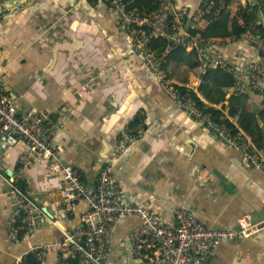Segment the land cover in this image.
<instances>
[{"label":"crops","instance_id":"obj_1","mask_svg":"<svg viewBox=\"0 0 264 264\" xmlns=\"http://www.w3.org/2000/svg\"><path fill=\"white\" fill-rule=\"evenodd\" d=\"M173 2L189 12L198 6L191 21L196 17L199 26L207 25L201 19L205 0ZM248 6L264 28V0H233L230 12L237 16L239 8ZM181 53L179 48L167 53L168 74L177 84L197 89L203 66L188 57L179 61ZM209 55L244 71L249 63H264V34L246 40L228 31ZM221 70L220 83L232 84L231 72ZM0 76L20 113L33 109L52 117L60 162L80 171L91 189L108 164L126 203L155 211L171 224L181 208L216 229L237 228L244 216L252 223L264 221V174L245 165L242 151L218 140L162 90L103 0H6L0 6ZM231 87L224 101L212 106L237 127L251 150L264 155V99L249 93L231 104ZM128 127L142 138L117 158L119 137ZM27 151L28 144L20 140L0 144V264H14L23 252L60 240L62 230L77 232L88 211L83 200L72 215L65 211L68 185L62 173L34 162L24 170V184L43 216L29 237L12 241L13 194L5 178ZM138 225V217L127 216L112 227L110 264H144L128 244ZM57 259L50 252L44 264ZM210 264H264V229L219 243Z\"/></svg>","mask_w":264,"mask_h":264},{"label":"built area","instance_id":"obj_2","mask_svg":"<svg viewBox=\"0 0 264 264\" xmlns=\"http://www.w3.org/2000/svg\"><path fill=\"white\" fill-rule=\"evenodd\" d=\"M5 1L0 0V6ZM91 1L96 3L99 0ZM103 1L115 11L120 31L127 35L133 52L143 59L162 90L218 140L242 151L245 165L264 174V155L251 150L239 131L228 128L201 109L189 91L183 92L181 88H187L199 95V86L193 89L188 84L174 82L164 69V59L156 56L151 44L162 38L169 42L167 53L180 47L188 51L196 49L203 67L211 66L231 72V89L237 95L257 93L264 99V63H249L243 71L212 58L209 52L218 39L206 40L196 30L198 18L194 17L188 24V10L176 9L173 0H153L154 8L151 11L134 10L126 0ZM242 13L243 8H239L238 15ZM241 25L244 26V22ZM238 35L251 40L258 34L246 28ZM56 130L57 124L46 113L33 109L20 113L15 100L6 93L5 82L0 76V144L19 140L28 144L27 153L19 155L18 168L13 177L5 178L13 194L12 216L8 224L10 239L20 242L29 237L36 229L37 218L43 216L42 207L31 198L24 184V170L34 162H46L50 170L62 173L68 185L62 199L65 211L71 215L75 213L79 200L88 204V211L82 214L81 227L77 232L72 234L66 229L62 230L60 240L23 252L15 257L14 264H44L50 252L58 254L54 264H110L112 227L127 216L140 219V225L128 237V244L134 258L144 264H210L219 243L249 238L264 229V221L252 223L246 216L239 219L237 228H210L186 208L175 212V223L171 224L155 211L126 203L123 190L113 179L112 166L108 164L100 171L97 183L91 189L80 171L60 162L53 144ZM141 138V134L125 128L118 140L117 158L129 152Z\"/></svg>","mask_w":264,"mask_h":264},{"label":"trees","instance_id":"obj_3","mask_svg":"<svg viewBox=\"0 0 264 264\" xmlns=\"http://www.w3.org/2000/svg\"><path fill=\"white\" fill-rule=\"evenodd\" d=\"M130 8L138 11H151L154 8L153 0H126ZM233 0H205L202 8V20L207 22L206 26H197L196 30L202 33L206 40L210 39H220L224 38L228 31L236 35V33H242L246 31V28L252 27V32L254 34L263 35L264 28L262 25L257 23L256 12L252 7L243 8V13L237 16H233L228 10ZM243 18L245 20V25L242 26L239 23V19ZM169 42L165 39L159 38L151 44L152 51L159 58L164 59L165 66L164 69L168 74V60L166 58V53L168 51ZM179 49L182 53L179 57V61L185 60L187 57L192 58V63L199 61L198 51L196 49L186 50L183 47ZM204 73L201 76V83L198 88V93L201 94L210 104H206L201 100L198 94L194 91L188 90L187 88H181L183 92L189 91L193 100L196 104L206 112L210 113L217 121L224 124L228 128L237 131V127L224 117L221 110L214 108V104H218L224 101L228 89L232 84H222L220 83V77L222 75V70L220 68H214L211 66L203 67ZM244 95L233 94L230 98V103L242 102L245 100ZM238 104V103H237ZM239 108V107H238ZM245 109V108H244ZM241 120V119H240ZM241 125L245 127L244 121H241ZM247 129V127H245ZM32 264H38L32 262Z\"/></svg>","mask_w":264,"mask_h":264},{"label":"water","instance_id":"obj_4","mask_svg":"<svg viewBox=\"0 0 264 264\" xmlns=\"http://www.w3.org/2000/svg\"><path fill=\"white\" fill-rule=\"evenodd\" d=\"M174 5H175V3H174ZM175 8L178 9L176 5H175ZM190 10H191L190 12L188 11V24L191 22V19L193 18V16H194L193 14L195 13V11L198 10V6H196V7L190 6ZM8 175H9V177H13V172L8 173Z\"/></svg>","mask_w":264,"mask_h":264}]
</instances>
